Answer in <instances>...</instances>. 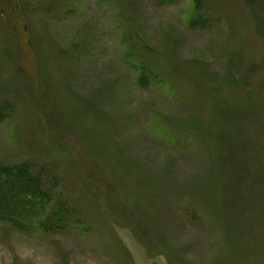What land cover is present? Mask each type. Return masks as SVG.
I'll return each instance as SVG.
<instances>
[{
    "label": "rangeland",
    "instance_id": "1",
    "mask_svg": "<svg viewBox=\"0 0 264 264\" xmlns=\"http://www.w3.org/2000/svg\"><path fill=\"white\" fill-rule=\"evenodd\" d=\"M0 108V264H264V0H0Z\"/></svg>",
    "mask_w": 264,
    "mask_h": 264
},
{
    "label": "trees",
    "instance_id": "2",
    "mask_svg": "<svg viewBox=\"0 0 264 264\" xmlns=\"http://www.w3.org/2000/svg\"><path fill=\"white\" fill-rule=\"evenodd\" d=\"M1 111L2 109L0 108V113ZM37 175V173L34 174V172H28L22 164L10 168H0V204H2L1 199H11V197L15 199L14 205L8 203L4 204L2 207L0 206V208L6 209L9 214L17 210V212H15V214H17L20 210L22 212L24 209L26 197H30V201L35 205V208H26V210L31 213H36L37 209H39L37 206H41L45 202L43 196L46 195L39 187L40 183L37 182ZM30 201L27 200V202L31 204ZM10 206H12V209L16 206L14 211L9 209ZM18 206L19 209H17Z\"/></svg>",
    "mask_w": 264,
    "mask_h": 264
}]
</instances>
